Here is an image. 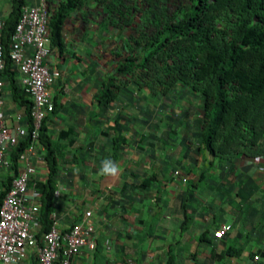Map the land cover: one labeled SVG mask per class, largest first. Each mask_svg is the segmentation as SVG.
<instances>
[{"label":"crops","instance_id":"crops-1","mask_svg":"<svg viewBox=\"0 0 264 264\" xmlns=\"http://www.w3.org/2000/svg\"><path fill=\"white\" fill-rule=\"evenodd\" d=\"M40 1L26 0L25 4ZM44 1L50 10L61 2ZM10 10L11 0H0L2 20ZM88 11L83 4L69 12L61 27V49L49 44L46 58L48 67L57 74L49 86L54 111L44 121L57 164L55 191L59 192L58 197H53L50 219L54 215L58 228L66 231L85 211H90L97 244L93 252L81 250L72 264H119L126 259L132 264H264V159L233 173L231 185L226 181L224 185L214 184L231 192L221 191L213 200L218 207L216 212L209 211L206 200L196 194L200 186L213 187L203 182L205 178L200 179L203 173L199 182L192 185L195 180L190 179V173L173 175L176 169L161 168L159 175L167 172L168 178L160 185L164 186L165 196L150 195L159 179L153 172L143 178L144 166L136 156L142 149L138 145L142 139V101L137 94L135 100L110 101L103 96L110 78L116 77L119 57H112L110 34L91 20ZM114 50L119 52L120 46ZM1 79L2 111L8 124H25V105L21 101H30V97L18 72L14 70L13 83L4 76ZM36 150L43 160L30 161L35 170L27 194L41 204L38 186L46 182L49 171L45 149L39 141ZM105 159L119 165L117 176L100 175ZM21 167L17 160L16 171ZM12 173L9 165L2 168L0 183ZM241 174L247 175L257 190L246 202L248 209L237 205L226 208L225 204L239 202L233 191ZM185 178L190 180L181 188V179L186 182ZM196 203L204 209L197 210ZM221 225H229V230L215 238L213 232ZM41 228L38 214L32 229L40 234ZM106 242L110 251L104 248ZM24 264H35L32 252Z\"/></svg>","mask_w":264,"mask_h":264},{"label":"trees","instance_id":"trees-1","mask_svg":"<svg viewBox=\"0 0 264 264\" xmlns=\"http://www.w3.org/2000/svg\"><path fill=\"white\" fill-rule=\"evenodd\" d=\"M170 1H96L111 16L114 27H131L135 13L141 22L139 29L131 27L133 32L122 46L127 54L119 57L116 77L110 78L103 96L110 101L135 100V94L145 90L149 99L167 105L173 93H189L198 99L196 135L210 163L217 161L224 168L233 167L238 158L264 159V0H179L171 11ZM25 3L11 0L0 31L4 61L0 78L4 76L11 83L14 68L8 44ZM83 4L84 0H61L50 11V46L61 49L62 24L69 12ZM137 47H141V56L136 54ZM21 103L25 105V124L29 125L32 102L22 98ZM44 121L38 141L45 149L49 173L46 182L38 186L41 233L51 225L57 166ZM27 141L22 138L7 149L9 170L16 172L18 156ZM204 178V174L200 176ZM10 179L1 182L4 190ZM237 179L233 191L239 199L236 205L246 210V202L257 187L247 175ZM227 254L231 255L230 251Z\"/></svg>","mask_w":264,"mask_h":264},{"label":"built area","instance_id":"built-area-1","mask_svg":"<svg viewBox=\"0 0 264 264\" xmlns=\"http://www.w3.org/2000/svg\"><path fill=\"white\" fill-rule=\"evenodd\" d=\"M49 17L50 10L44 0L37 4H23L8 44L12 66L32 102L29 125L12 127L8 124L2 111L3 81L0 78V170L9 165L7 149L22 138L28 139L17 159L22 167L10 176L8 189L4 190L0 183V264H24L31 252L35 256V264H72L81 250L93 252L97 245L90 211H85L79 221L66 231L58 228L54 215L46 232L38 235L32 229L40 204L27 194V185L35 170L30 161L43 160L36 149L43 121L54 111L49 86L57 76L46 64ZM2 26L0 17V31ZM3 68L0 43V73ZM19 118L17 116V120ZM58 195L59 192L54 191L53 197ZM224 226L213 232L215 238H221L229 230V227L224 230ZM104 248L106 251L111 249L107 242ZM253 258L256 260L257 256ZM119 264H132V261L126 259Z\"/></svg>","mask_w":264,"mask_h":264},{"label":"rangeland","instance_id":"rangeland-1","mask_svg":"<svg viewBox=\"0 0 264 264\" xmlns=\"http://www.w3.org/2000/svg\"><path fill=\"white\" fill-rule=\"evenodd\" d=\"M96 1L97 0H84V5L89 10L87 15L91 17V20L95 24L98 26L102 25V29L105 28L110 34L113 45L112 57L114 58L115 55H118V57L126 55L127 52L122 49V46L125 44L124 41L132 34V28L139 29L141 25L139 14L135 13L131 25L132 28L128 26L114 27L110 23L111 16L106 10L98 6ZM178 3L179 0L170 1L168 4L169 10H174ZM117 46H120V53L118 50H114ZM132 46L134 45L132 44ZM136 54L139 56L142 55L141 47L136 48ZM137 95L138 99L142 101L139 108L141 113L139 114L143 118L142 132L140 133L142 139L140 143H138L142 149L140 151L141 153L136 155L137 161L144 166L143 169L145 172H143V178L146 174L151 175L153 172L159 179L157 184L151 188L153 190H150V195L153 194L155 197L165 196L162 191L164 186L160 187V185L163 180H165L164 183H166L168 178L166 177L167 172L164 176L159 175V170H162L161 168H163V170L172 171L173 168L176 169L172 172L173 175L181 173L180 175L184 176L185 173H190V179L192 181L195 180L192 185L199 182L198 177L203 173L205 175L203 182L207 183V185L211 184L213 187L201 188L200 186L196 194L201 195L203 200L207 201L204 203L207 205L209 211L216 212L218 207L213 200L218 198L221 191H224L225 194L231 192L225 191L221 188L222 186H215L214 184L224 185V181L229 182L233 179V173L235 175V172L239 171V169H247L256 160L241 158L238 160L235 167L224 166V168L219 166L217 161H211L212 163H210V160L205 157L206 155L204 154L206 153L202 151L199 137L196 135L199 130V120L197 119L196 111L198 99L193 95L185 93L177 96L176 93H173V98L170 102H167V105H163L161 101L154 102L149 99L148 91L142 90L141 93ZM152 99L154 100V98ZM161 106H165V108ZM158 113L160 114L158 115ZM182 179L181 188L185 187L190 180L185 178L186 182H184ZM220 181H223V183H220ZM147 193L148 192L145 191V194ZM234 205H236V203L225 204L226 208H233ZM195 207L197 210L204 209H200L197 203ZM216 215H218V213ZM207 264H211V262Z\"/></svg>","mask_w":264,"mask_h":264},{"label":"clouds","instance_id":"clouds-1","mask_svg":"<svg viewBox=\"0 0 264 264\" xmlns=\"http://www.w3.org/2000/svg\"><path fill=\"white\" fill-rule=\"evenodd\" d=\"M99 172H100V175L115 177L119 174L120 167L118 164H116L112 160L105 159L101 162V167H100ZM228 227H229V225H225L224 230H227ZM220 234H222V233H218V235H220Z\"/></svg>","mask_w":264,"mask_h":264}]
</instances>
